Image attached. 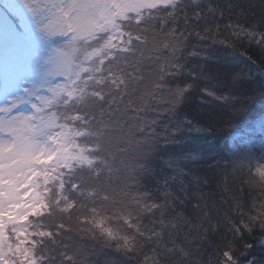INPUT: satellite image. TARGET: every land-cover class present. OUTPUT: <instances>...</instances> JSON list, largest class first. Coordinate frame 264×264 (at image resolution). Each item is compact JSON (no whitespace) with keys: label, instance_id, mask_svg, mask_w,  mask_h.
Here are the masks:
<instances>
[{"label":"clouds","instance_id":"clouds-1","mask_svg":"<svg viewBox=\"0 0 264 264\" xmlns=\"http://www.w3.org/2000/svg\"><path fill=\"white\" fill-rule=\"evenodd\" d=\"M35 6L41 29L13 95L38 85L41 73L74 91L46 113L71 133L87 130L72 139L92 159L41 166L57 169L58 179L41 178L46 207L27 225L52 234L31 237L38 264H264V138L229 141L217 163L202 142L215 146L199 107L237 99L210 65L237 67L246 58L264 75V0H163L112 25L97 13L103 27L87 36L69 28L75 13L64 17L56 0ZM55 18L63 31L45 35ZM65 61L69 74L57 73ZM241 78L238 70L233 84ZM50 95L37 88L32 102L43 106L38 97Z\"/></svg>","mask_w":264,"mask_h":264},{"label":"snow or ice","instance_id":"snow-or-ice-1","mask_svg":"<svg viewBox=\"0 0 264 264\" xmlns=\"http://www.w3.org/2000/svg\"><path fill=\"white\" fill-rule=\"evenodd\" d=\"M56 2L64 17L75 13L69 28L78 36H87L103 27L97 22V13L104 18L105 24L112 25L116 17L127 18L129 12L139 14L143 7H154L163 0H67L66 7L64 0ZM36 3L37 0H3L0 4V31L7 41L3 65L7 102L0 104V264H38L34 251L37 241L31 237L52 235L44 231L30 232L27 226L30 217L42 215L46 207L39 192L41 178L44 184L58 179L53 175L57 169L41 166H47L57 158L68 168L72 167L73 161L81 165L92 163L86 147L72 139L73 136L84 135L87 130L71 133L67 125L59 123L55 112L46 113V109L63 93L67 92L71 97L74 91H69L64 84L50 85L49 73H41L38 85L23 87L22 94L13 95L29 71L26 54L37 45V30L41 25L37 19ZM43 27L45 35L63 31L59 18L50 20ZM81 70H87V66ZM69 72L67 61L57 66V73L68 75ZM37 88H46L51 94L38 97L43 106L32 102ZM25 103L31 106V112L17 110ZM56 128L61 131L53 134ZM49 141L55 147H49ZM72 148L77 150L72 151ZM60 188H63L62 181ZM28 244L33 247H27Z\"/></svg>","mask_w":264,"mask_h":264},{"label":"trees","instance_id":"trees-1","mask_svg":"<svg viewBox=\"0 0 264 264\" xmlns=\"http://www.w3.org/2000/svg\"><path fill=\"white\" fill-rule=\"evenodd\" d=\"M246 3V0H242ZM2 4V1H0ZM253 56L259 61V55L253 50ZM211 71L216 79L237 95V99L231 105H224L212 101L203 108L202 119H204L212 129L215 136V146L207 144V138L202 141L206 150L215 151L217 163L227 158L231 151L229 141L239 145L245 140H260L264 138V75L261 69L251 60L243 58L242 63L237 67H226L222 65H210ZM240 71L243 78L232 82L233 74ZM221 142L223 147H218ZM205 162V169L209 176L215 175L216 166L211 168ZM253 253L257 250L253 249Z\"/></svg>","mask_w":264,"mask_h":264},{"label":"rangeland","instance_id":"rangeland-1","mask_svg":"<svg viewBox=\"0 0 264 264\" xmlns=\"http://www.w3.org/2000/svg\"><path fill=\"white\" fill-rule=\"evenodd\" d=\"M3 3V0H0ZM7 41L5 34L3 31H0V95L3 94V85H4V79H3V65H4V52L6 50Z\"/></svg>","mask_w":264,"mask_h":264}]
</instances>
